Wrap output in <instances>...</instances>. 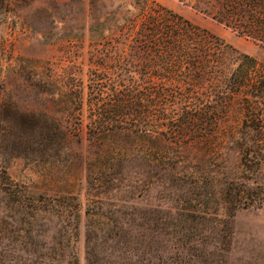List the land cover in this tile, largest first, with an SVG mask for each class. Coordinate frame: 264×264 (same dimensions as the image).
Returning a JSON list of instances; mask_svg holds the SVG:
<instances>
[{
    "label": "rangeland",
    "instance_id": "1",
    "mask_svg": "<svg viewBox=\"0 0 264 264\" xmlns=\"http://www.w3.org/2000/svg\"><path fill=\"white\" fill-rule=\"evenodd\" d=\"M203 1L0 0V264H264V42ZM152 9L213 33L210 60L246 82L151 77ZM128 82L171 101L154 144L91 134L95 100Z\"/></svg>",
    "mask_w": 264,
    "mask_h": 264
},
{
    "label": "trees",
    "instance_id": "2",
    "mask_svg": "<svg viewBox=\"0 0 264 264\" xmlns=\"http://www.w3.org/2000/svg\"><path fill=\"white\" fill-rule=\"evenodd\" d=\"M195 8L235 30L239 29L245 35L264 42V0H205L199 2V4L196 3ZM144 22L149 28L143 27L142 31L151 33L148 42L153 43L155 37V43L158 42L156 46L159 49L157 55L165 57L163 58L164 60L162 59L163 61L161 60L165 68L159 64H152V62L147 66L150 69L155 66L158 68L156 72L153 69L148 72L151 77H164L165 73L170 72V78H176L177 73H180L182 75L181 78L185 80L191 79L190 73L193 71L198 73V76H196L198 80L223 82L226 89H230L233 92L235 90L233 82H246V74L237 75L236 72L227 74L223 70H217L219 67L208 57L206 50L208 45L204 44V42H208L209 38H218L207 29L173 12L167 11L165 16V14L162 15L159 11L153 9L147 12ZM165 38L169 40L164 41ZM197 40L200 45L196 44ZM169 61L171 62V67H168ZM142 74L146 76L145 73ZM238 79L241 80L239 81ZM143 83L147 85L145 87L146 91H137L135 84L128 82L126 86L128 89L121 90L125 91L124 94H115L117 97L120 95L118 98L110 99L108 102L102 99V103L98 99L95 100L97 108L93 107L96 114L92 116L93 123L91 126V134H93L95 139L99 140L101 137L100 133L108 129L123 134L128 142H136L138 144H154L157 142V130L160 129L159 122L173 119L175 116L172 115V110L168 112L171 101L161 97L162 94L158 91L162 88L150 86L151 82ZM112 91L114 93L119 92ZM186 96L188 95L185 93L181 94L180 101L185 103ZM215 97L219 96L216 95ZM223 98L221 100L213 98L211 103L216 104L213 107L207 106V104L203 106L199 104V109L196 112L200 111V113L193 114V116L185 114L189 117L187 120L182 119L180 123L169 126V128L182 136L186 135L185 128H200L199 124H195L193 121L206 122L203 115H210V113L217 111L220 107V102H224ZM209 135L206 136L208 137ZM126 146H128V143ZM120 148L122 150L120 158L124 160L127 156V154L123 153L126 147ZM116 159L117 156L112 157L113 161Z\"/></svg>",
    "mask_w": 264,
    "mask_h": 264
}]
</instances>
